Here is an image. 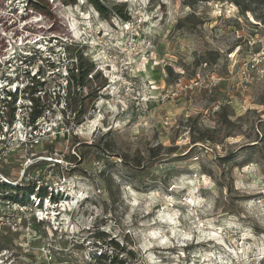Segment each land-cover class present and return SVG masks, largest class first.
<instances>
[{"label": "rangeland", "instance_id": "374dc122", "mask_svg": "<svg viewBox=\"0 0 264 264\" xmlns=\"http://www.w3.org/2000/svg\"><path fill=\"white\" fill-rule=\"evenodd\" d=\"M239 1L246 16L235 0H103L126 25L87 0H0V99L20 91L0 115V183L36 184L17 201L0 189V264H264V75L237 73L264 0ZM24 49L41 60L10 65ZM28 69L43 74L37 131ZM198 74L223 80L191 90ZM45 188L60 200L38 222Z\"/></svg>", "mask_w": 264, "mask_h": 264}, {"label": "trees", "instance_id": "16d2710c", "mask_svg": "<svg viewBox=\"0 0 264 264\" xmlns=\"http://www.w3.org/2000/svg\"><path fill=\"white\" fill-rule=\"evenodd\" d=\"M65 2H68V4H77V0H64ZM88 4L92 5L102 16L108 18L109 16H113V15H118L121 16L124 20H130L131 16H128L127 14L123 13V9H118L117 11H115L112 8H109V6L105 5L103 0H87ZM247 1V0H245ZM235 5H237V7H239L241 13L243 16H246L248 12L251 11V8L249 7V5H242V2L239 0H235ZM117 12V13H116ZM52 53L54 54L55 52L52 51ZM23 59H19V62H23L25 67H31L37 64V62L39 60H41V56L37 55L35 57H31V58H26L25 56H22ZM71 61L74 60V58L71 56L69 58ZM47 62V67L49 68L50 71H53L56 68H59L56 66L55 62L51 63L50 59H46L45 60ZM13 63V61H12ZM72 63H77V62H72ZM73 67L69 68V75L66 76L67 78H65L67 81L71 80L75 83V86L79 89L80 87H83V83H82V78H76L75 75V71H79V69L74 68V64L72 65ZM169 70L172 71V69L170 68ZM47 73V72H46ZM25 75V79L28 82V87L24 90H22L21 92L27 94V96H24V98L28 101L31 102V105L29 106V109L31 110L30 118H29V125L32 127V130L37 131L38 130V119L41 117L42 112H39L38 110V104L34 105L35 103H38L39 101V97H35L37 95L38 92L43 91L41 89V87L43 86V82H41L40 80L42 79L41 76H43V74H39V79L38 82L36 81L35 75L31 76V72L28 70H25L24 72ZM68 85V83H67ZM72 87V86H70ZM68 88V87H67ZM20 91H18V89H16L15 92H11V91H6L4 93L3 98L0 99V115L1 113L4 111V109L8 108L9 106L14 107L18 96H19ZM68 95H73V92H71V90L68 92ZM15 109V107L13 108ZM14 111V110H13ZM80 116L85 115V110H81L79 112ZM14 116V114H13ZM74 162L76 160V157H73ZM36 188V184H34L30 189L29 187H24V185H20V186H12L9 185L8 183H0V189L1 190H7L10 191L12 194H7L5 199H8V201H17L16 198V193L17 191H25L27 195H34V190ZM40 193V197L38 198L41 201H44L45 199H50L52 202H58L60 200V198H58L56 196V194H54L52 191L48 192V190L45 188V190H42ZM29 199V198H28ZM27 201V200H26ZM26 201H20L21 203H25ZM117 245V247L119 248V253H126L127 251L125 250V248H120L119 244L115 243ZM133 252H128V257L126 259L120 258L119 255L117 256H108L107 254H101V256L99 257L100 260L102 261H110L111 264H129L128 260L130 259H134L133 256Z\"/></svg>", "mask_w": 264, "mask_h": 264}, {"label": "built area", "instance_id": "2783aa9c", "mask_svg": "<svg viewBox=\"0 0 264 264\" xmlns=\"http://www.w3.org/2000/svg\"><path fill=\"white\" fill-rule=\"evenodd\" d=\"M24 2L26 0H23ZM136 15H139V12H136ZM131 20V19H130ZM130 20H125L124 23L126 25H131ZM254 24L260 25L254 20H252ZM21 41V46H23V39L20 38ZM37 44L39 42H36ZM254 44H259V51L255 54H253L250 58L244 59L240 62L239 67H238V76L240 79L241 84L248 85L252 83L255 80L256 76H262L264 75V40L259 39V40H254ZM20 46V47H21ZM16 50V49H14ZM16 53V52H15ZM28 53H31L30 51H27V49H24V51L21 50V54L19 53V57L16 60H12L14 62H19V59H23L22 56H25L26 58H31L30 55H27ZM12 61L9 62V64H12ZM23 64V62H21ZM24 65V64H23ZM203 69H207L209 67L208 62H204L202 64ZM223 80L222 77L220 76H215L212 75L211 77L207 78L205 81L204 78H202L201 74H198L196 78L189 84V88L192 90H202V89H209L217 86L221 81ZM180 81V80H179ZM36 200V198H35ZM48 199H45V201ZM45 201L37 200V202H34V205L39 208V213L40 215H36V218L38 222H45L48 221V217H44V211H43V205ZM43 203V204H42ZM38 212V211H37ZM57 216V215H56ZM56 219L54 218L53 220V225L56 224ZM51 221V220H50ZM102 254V253H101Z\"/></svg>", "mask_w": 264, "mask_h": 264}]
</instances>
